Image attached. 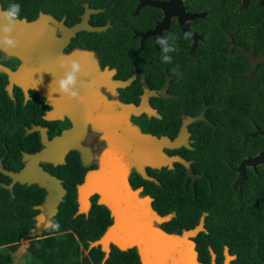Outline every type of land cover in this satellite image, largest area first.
<instances>
[{"label": "flooded vegetation", "instance_id": "obj_1", "mask_svg": "<svg viewBox=\"0 0 264 264\" xmlns=\"http://www.w3.org/2000/svg\"><path fill=\"white\" fill-rule=\"evenodd\" d=\"M10 3L43 50L39 61L0 47V201L35 220L19 245L56 237L76 264H185L189 244L168 241L191 229L176 219L182 199L205 216L189 238L197 260L226 264L227 250L240 264L225 223L211 229L207 219H232L244 190L264 182V162L254 161L264 151V0H0V12ZM166 36L178 47L167 64L156 43ZM69 59L82 66L72 99L49 93ZM143 134L157 137L154 166ZM37 153L46 158L34 162ZM199 189L209 196L196 199Z\"/></svg>", "mask_w": 264, "mask_h": 264}, {"label": "trees", "instance_id": "obj_2", "mask_svg": "<svg viewBox=\"0 0 264 264\" xmlns=\"http://www.w3.org/2000/svg\"><path fill=\"white\" fill-rule=\"evenodd\" d=\"M243 147L244 150L247 148L245 143ZM256 179V184L252 188L244 190V194L249 195V198L243 199L242 209L240 210L237 207L238 210L236 211L239 212L232 219H228L225 216L207 219V226L211 229L216 226L215 224L225 223L227 232H229V235H227L229 239L227 240L231 251L241 254L240 264H264V182L259 178ZM182 186H180V195H187L188 193L184 189L185 186L184 188ZM208 194L217 195L219 194V189L214 188ZM208 194L202 193L199 189L196 199L207 198ZM38 202H40V199L35 201V203ZM176 203L173 208L179 210V216L176 219L181 221L180 225H186V228H192L197 225L202 208H193L188 201L182 199H179V202L176 201ZM34 226L35 220L30 214L21 216L19 204L0 201V264H15L12 252L18 249L22 238H29L30 229ZM205 234L202 232L201 236L204 235L202 239L205 238ZM47 242L52 247L58 243L60 244V240L56 237L32 239L29 252L31 256L33 254V257L25 264H58V257L64 252H57L50 245H47ZM69 242L73 245L76 244L74 237ZM64 247L61 250H65ZM67 247L70 248V246Z\"/></svg>", "mask_w": 264, "mask_h": 264}, {"label": "water", "instance_id": "obj_3", "mask_svg": "<svg viewBox=\"0 0 264 264\" xmlns=\"http://www.w3.org/2000/svg\"><path fill=\"white\" fill-rule=\"evenodd\" d=\"M21 22H17L16 27L14 28V30L11 32V34L15 35V38L18 37V46L15 49H11V48H5L4 47V42H0V47L7 50L9 53H13L16 55H19L20 57L24 58H29L31 59L32 57L35 58L36 60L41 61L42 60V56H43V50H42V42L41 41H34V37L39 40L36 36L40 33L37 32L36 30L33 29L32 25H28L26 20H20ZM96 30H103V28H98ZM0 34H9L10 33H5L3 31L2 28H0ZM149 33H146V35ZM14 38V39H15ZM31 38L33 40H31ZM148 110V113L150 114L151 111L146 108V111ZM264 133V131H263ZM145 136V140H146V153L148 155V164H151L152 166H154L156 164V159L155 160H150L149 156L152 153H155L156 149V140L157 137L156 136H152L150 134H143ZM182 140L181 138L179 139V143H181ZM46 158L45 154H35L33 156L34 162H37L41 159ZM178 161L186 166L189 165L188 161H186L185 159H183L182 157L178 158ZM250 162H253V160H249ZM254 161L256 162H264V151L262 153H260L258 156L255 157ZM36 165V164H35ZM36 170V174L38 173L37 171H39L36 167H34ZM39 180V179H38ZM37 180V181H38ZM43 184V182H41V185ZM131 194V191L126 192V197H128ZM54 197V196H53ZM52 197V199H53ZM111 202L113 203H117L118 199L117 198H105V201H103V203H107V205H111ZM41 208V205L36 206V208ZM165 218L164 217H160V220L163 221ZM118 223H120V219H118ZM205 216H203L201 218V221L193 228L185 230L183 232L182 235H171L168 236V241L169 243H172L174 245H182L185 243H188L189 245L187 246V248L184 249V251L181 252L183 259L186 258V260H184L185 264H202L201 262H199L197 260V251L195 250V243L191 240H189V238L191 237H196L201 231L205 230ZM110 238H114V235H112V232H109L106 235V239L109 240ZM104 240H102L103 242ZM116 244H118L121 247L120 241H118L117 239H115ZM171 245V244H170ZM184 247V245H183ZM106 251H108V249L106 248ZM143 256L145 257V252L142 251ZM226 254V258H227V262L228 260H230L231 258H234L233 256H230L228 254V251L226 250L225 252ZM108 252H107V256L104 259V262L106 261V259L108 258ZM181 257V256H180ZM213 258H214V253H213ZM144 260H146V258H143ZM193 260V261H192ZM103 262V263H104Z\"/></svg>", "mask_w": 264, "mask_h": 264}, {"label": "clouds", "instance_id": "obj_4", "mask_svg": "<svg viewBox=\"0 0 264 264\" xmlns=\"http://www.w3.org/2000/svg\"><path fill=\"white\" fill-rule=\"evenodd\" d=\"M21 12V5L19 3H10L8 8L0 14L3 15L4 19L8 21V24L4 26L3 31L5 33H11L14 28L17 25V22H21L20 17ZM190 37V33H185L184 39H188ZM176 36H166V37H158L156 40V43L161 46V61L165 64L171 63L173 60L172 55L170 53H174L178 51V47L176 45ZM168 41H171V43H168ZM18 46V41L15 39H9L7 36L4 38V47L15 49ZM65 63L71 64V72H68L65 74V77L63 79H60L58 81L59 87L58 89H53L52 84L49 85V93H52L53 91H58L61 94H67L69 99L76 98L79 93L78 90H70V85H75L77 83V73L81 71V64L77 60H61L60 65L63 67ZM179 65H176V68L172 69L173 73H175L177 76H180L181 73L178 71ZM81 85H85V81H80ZM50 229H59L60 225L59 223H49L47 225Z\"/></svg>", "mask_w": 264, "mask_h": 264}, {"label": "rangeland", "instance_id": "obj_5", "mask_svg": "<svg viewBox=\"0 0 264 264\" xmlns=\"http://www.w3.org/2000/svg\"><path fill=\"white\" fill-rule=\"evenodd\" d=\"M217 189H219V193H220L222 190V187L219 186V187H217ZM217 195H219V194H217ZM199 208H201V207H199ZM46 244L50 245L49 242H47ZM62 247H63V245H61L59 243L56 246L52 247L53 249L57 250V252H64V253L60 254L61 256L58 257V261H59L58 264H74L75 262L78 261V254L77 253H74L72 249H70L68 251L64 250V249L61 250ZM18 248H19V246H18ZM27 252H29V251H27ZM27 255H28L29 259L33 257V254H32V256L30 255V253H28ZM12 257H13V261L15 262V264H18V263H16L18 261L17 259L25 258V255H22L19 257H14V255H12Z\"/></svg>", "mask_w": 264, "mask_h": 264}, {"label": "crops", "instance_id": "obj_6", "mask_svg": "<svg viewBox=\"0 0 264 264\" xmlns=\"http://www.w3.org/2000/svg\"><path fill=\"white\" fill-rule=\"evenodd\" d=\"M29 246H30V241L29 240H22L21 244L19 245V248L16 251L12 252V255H14V257H19L22 255H25V258L23 259H17L18 261L16 263L18 264H25L28 262L29 258H28V253L29 251Z\"/></svg>", "mask_w": 264, "mask_h": 264}]
</instances>
